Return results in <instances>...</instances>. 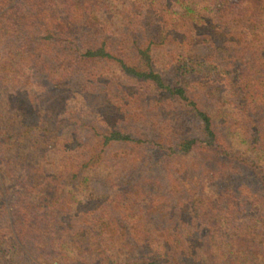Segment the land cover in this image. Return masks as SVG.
Here are the masks:
<instances>
[{
	"label": "trees",
	"instance_id": "trees-1",
	"mask_svg": "<svg viewBox=\"0 0 264 264\" xmlns=\"http://www.w3.org/2000/svg\"><path fill=\"white\" fill-rule=\"evenodd\" d=\"M5 7L0 264H264V0Z\"/></svg>",
	"mask_w": 264,
	"mask_h": 264
},
{
	"label": "rangeland",
	"instance_id": "rangeland-1",
	"mask_svg": "<svg viewBox=\"0 0 264 264\" xmlns=\"http://www.w3.org/2000/svg\"><path fill=\"white\" fill-rule=\"evenodd\" d=\"M7 8H9V7H5L1 12H0V15L7 9ZM0 90H1V92L4 90L3 88H0ZM109 172H111V170H108V169H105L104 170V174H107V173H109ZM107 189H109L106 185H104V186H98V191H97V193H99V194H102L103 192H108L109 190H107ZM188 227L190 228L191 227V223H189L188 224ZM25 251L26 252H28V250H26L25 249ZM112 255L113 256H115L116 257V259H118V260H124V259H126V258H128L129 256H133V254H131V253H119L118 251H112ZM54 264H57V263H54Z\"/></svg>",
	"mask_w": 264,
	"mask_h": 264
}]
</instances>
